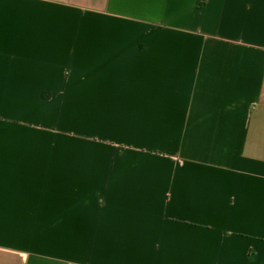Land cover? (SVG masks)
I'll list each match as a JSON object with an SVG mask.
<instances>
[{
    "label": "crops",
    "instance_id": "obj_1",
    "mask_svg": "<svg viewBox=\"0 0 264 264\" xmlns=\"http://www.w3.org/2000/svg\"><path fill=\"white\" fill-rule=\"evenodd\" d=\"M0 264H264V0H0Z\"/></svg>",
    "mask_w": 264,
    "mask_h": 264
}]
</instances>
